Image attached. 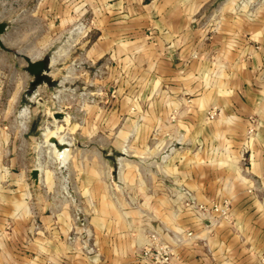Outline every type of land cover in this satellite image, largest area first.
I'll return each mask as SVG.
<instances>
[{
    "label": "crops",
    "instance_id": "0c3cea01",
    "mask_svg": "<svg viewBox=\"0 0 264 264\" xmlns=\"http://www.w3.org/2000/svg\"><path fill=\"white\" fill-rule=\"evenodd\" d=\"M0 21V264H153L139 257L153 231L176 263L257 264L264 0H0ZM68 36L106 97L81 106L57 171L36 161L45 88L22 55L60 58ZM187 197L229 214L201 216Z\"/></svg>",
    "mask_w": 264,
    "mask_h": 264
},
{
    "label": "rangeland",
    "instance_id": "374dc122",
    "mask_svg": "<svg viewBox=\"0 0 264 264\" xmlns=\"http://www.w3.org/2000/svg\"><path fill=\"white\" fill-rule=\"evenodd\" d=\"M70 36L67 37L65 42V48L67 49L60 58L58 56V46L52 47L50 51L43 54L44 56L53 55L55 51V61L50 67L54 79L41 85L42 88H45V91L40 94L42 99L36 102L35 108L38 111L33 119L35 129L37 127L34 142L37 146L41 145V148L39 147L40 153L37 154L36 152V161L41 166L50 164L57 171L62 169L58 167V163L53 156L55 148L52 144L47 143V138L55 135L61 142L64 140L70 142V149H64L60 153L63 159L66 160L69 151L74 146L75 129L72 126L84 124L81 106L95 103L98 96L103 99L106 97L104 90H100L93 83L92 68L84 51L71 45ZM20 59L22 60V58ZM79 60L82 62L77 64ZM23 108L25 106L20 107V109ZM54 112H62L64 116L61 119H55L53 117ZM68 127H72V130L70 128L71 131L66 133ZM65 135H67V138Z\"/></svg>",
    "mask_w": 264,
    "mask_h": 264
},
{
    "label": "built area",
    "instance_id": "2783aa9c",
    "mask_svg": "<svg viewBox=\"0 0 264 264\" xmlns=\"http://www.w3.org/2000/svg\"><path fill=\"white\" fill-rule=\"evenodd\" d=\"M219 113V108L216 105L211 106L207 110V118L213 119ZM174 118V114L172 115ZM254 118L250 116V124L248 126V134L254 132ZM185 205H193L199 215L205 216L209 212L216 213L219 216H227L229 214V202L224 200L222 204H213L211 207L196 203L193 198L187 197L184 201ZM187 235H191L188 231ZM139 257L143 260H148L153 264H184L176 263L177 254L173 246L163 241L156 232H149L146 242L139 252ZM257 264H264V251L257 256Z\"/></svg>",
    "mask_w": 264,
    "mask_h": 264
},
{
    "label": "water",
    "instance_id": "95a60500",
    "mask_svg": "<svg viewBox=\"0 0 264 264\" xmlns=\"http://www.w3.org/2000/svg\"><path fill=\"white\" fill-rule=\"evenodd\" d=\"M7 26V22L0 21V48L6 50V47L2 43V34L4 33ZM23 59L26 62L25 70L32 75V80L30 83V88L34 89L35 87L41 85L42 83H49L51 81V77L48 74V69L53 62L52 55H46L41 58L32 60L27 56L22 55ZM64 116L62 112H54L53 117L55 119H61ZM47 143L52 144L54 146L53 156L58 163V167L61 168L64 163L63 157L60 155L61 151L70 149V142L64 140L60 141L55 135L49 136L47 138ZM30 175L33 179L38 178V168H32Z\"/></svg>",
    "mask_w": 264,
    "mask_h": 264
}]
</instances>
